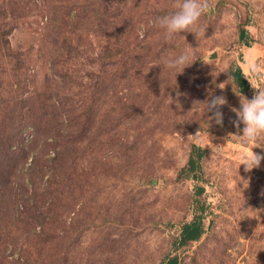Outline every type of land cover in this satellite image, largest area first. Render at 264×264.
I'll return each mask as SVG.
<instances>
[{"label": "rangeland", "instance_id": "374dc122", "mask_svg": "<svg viewBox=\"0 0 264 264\" xmlns=\"http://www.w3.org/2000/svg\"><path fill=\"white\" fill-rule=\"evenodd\" d=\"M27 2L0 0V134L17 117L26 137L35 130L26 155L0 167V264H264V160L241 165L264 156V138H238L231 111L264 90V0H208L171 40L153 22L182 0ZM183 53L184 70L164 67ZM213 96L227 99L222 125L204 104ZM95 104L97 128L83 130ZM200 220L202 237L185 243Z\"/></svg>", "mask_w": 264, "mask_h": 264}, {"label": "clouds", "instance_id": "9594fccd", "mask_svg": "<svg viewBox=\"0 0 264 264\" xmlns=\"http://www.w3.org/2000/svg\"><path fill=\"white\" fill-rule=\"evenodd\" d=\"M209 7L208 0H182L177 11L156 18L153 23L154 26L163 29L166 38L171 40L177 34L190 32ZM188 61V54L183 53L175 58H165L163 63L167 69L182 68L184 70ZM250 71L254 76H259L260 67L258 65L251 66ZM221 85H219L220 88ZM204 104L207 106V112L212 113L209 119L215 120L218 125H222L223 113L220 109L227 104V99L224 96H213L210 101ZM231 111L237 117L233 124L237 128L241 123L244 125L243 135L242 137L237 136L238 138L243 139L247 144H255L259 139L264 138V90H258L250 100L240 96V108H231ZM261 160H264V156L257 155L251 150L249 155L241 158V165L245 166L246 171H250L259 167Z\"/></svg>", "mask_w": 264, "mask_h": 264}, {"label": "trees", "instance_id": "16d2710c", "mask_svg": "<svg viewBox=\"0 0 264 264\" xmlns=\"http://www.w3.org/2000/svg\"><path fill=\"white\" fill-rule=\"evenodd\" d=\"M23 1H24V4L21 5V9L25 6H27V4H28L27 0H22V3H23ZM103 1H105V0H103ZM103 15H104V13H102V16ZM103 21H104V19H103ZM99 30H102L103 33L106 34L107 32L111 31V23L102 22V24L99 27ZM240 39L241 40L247 39V33L245 30H241ZM246 45L249 46V43H246ZM106 54H107V51L104 52L102 55H99L97 57V59L99 61H102V65H101L102 67L108 65V63L105 60L107 58L105 56ZM65 75H66L67 81H70L71 76L69 75V73H67ZM233 78H234L237 86L239 87V93L245 94L249 89V83H248L247 79L245 78L244 73L240 67L237 68L236 71L233 73ZM73 80L74 79H72L70 82L73 83ZM64 88H66V87H64ZM53 97H56V102L58 99L61 98L59 96V93H57L56 95H51V97L49 98V101H51ZM26 103L29 106V108L30 107L33 108L34 100L28 99V102H26ZM95 107H96V104L85 114V115H87V117H86L84 123L82 124L83 130L93 131V127H96L95 126V124H96L95 120H93L90 116V111L96 110ZM53 108L54 107L51 106L52 110H53ZM17 118H18V122H16L14 120V122L8 126L6 124L1 125V127L4 129V131L0 135L4 139H0V142L1 143H3V142L7 143L6 140L8 141V144L5 146V147H7V150H4V148H0V167H1V169L6 168V166L9 163H13L12 160H15L14 159L15 157H17V156L20 157L22 154L25 156L26 155L25 151H26V147H27V145L25 143L29 139V137L32 136V134L35 135V130H33L28 134V137H26L25 133L28 130L27 125L24 124V126H23L22 124H20L22 117H17ZM80 132H82V131L80 130ZM5 134H6V138L4 137ZM76 139L77 138H75L74 141ZM29 141L31 142V139H29ZM33 142H35L34 139H33ZM14 147H16V150H17L16 153H15L16 150L13 151ZM62 149H63V147L61 145H58V151L57 150L53 151L54 155L49 156V161L54 163L55 161L59 160V157L61 155V153L59 151H63ZM192 150H193V152L191 154V157H190V160L188 163L189 169L187 171V174H195L194 177L198 178L197 171L200 168V161L202 158L203 151L201 152V149H199L198 147H194ZM2 182H3L2 184L0 182L1 191H2V187L4 185H6V183H4V181H2ZM202 234H203V231H201V220H200V221L194 222L192 224L185 225L183 232H182V238H183V241L185 243H191L192 244V243H196L198 240H200V238L202 237ZM167 264H178V261L176 259H171Z\"/></svg>", "mask_w": 264, "mask_h": 264}]
</instances>
